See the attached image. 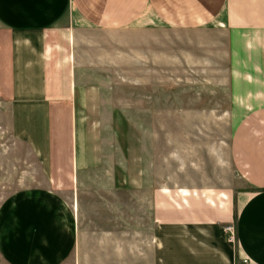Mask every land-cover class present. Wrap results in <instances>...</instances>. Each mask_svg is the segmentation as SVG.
<instances>
[{
  "label": "crops",
  "instance_id": "obj_1",
  "mask_svg": "<svg viewBox=\"0 0 264 264\" xmlns=\"http://www.w3.org/2000/svg\"><path fill=\"white\" fill-rule=\"evenodd\" d=\"M0 107L4 264H264V0H0ZM206 117V161L133 122Z\"/></svg>",
  "mask_w": 264,
  "mask_h": 264
},
{
  "label": "rangeland",
  "instance_id": "obj_2",
  "mask_svg": "<svg viewBox=\"0 0 264 264\" xmlns=\"http://www.w3.org/2000/svg\"><path fill=\"white\" fill-rule=\"evenodd\" d=\"M210 42V40H205L204 44H210ZM191 54L193 56L203 55L202 52H193ZM193 76H195V74H193ZM204 76L205 79H210L211 72L205 71ZM188 78H192L191 75H188ZM204 93L207 95L210 92H206L205 89ZM2 110L3 108L0 107V112ZM208 115L210 114H205V116ZM133 122L139 128H149L155 131L157 149H161L163 147V143H166L167 139L172 142V149L177 150L180 149V143H185L189 146H193L195 144L204 145V161L210 158L208 151H206L207 147H210V145H216L219 140L221 143L222 141L228 140L229 132L234 126V121L224 119H210L208 117L204 119L187 120H136ZM8 123L9 121L1 120L0 118V203L12 190L21 186V183L16 182L19 181V175H27V172L25 173V170H27L26 168H15L11 165L14 162L18 163V160L20 159H27L28 164L30 162L34 163L33 161L35 160L34 155L30 152L24 153V151L21 152L19 150H14V138L8 130ZM198 149L201 151V147H198ZM200 154L201 153H198V159L200 158ZM194 158H197L195 157V154H193V159ZM28 171L29 173H35L33 164H29ZM229 224L235 227L234 222ZM0 264H4L1 258Z\"/></svg>",
  "mask_w": 264,
  "mask_h": 264
},
{
  "label": "built area",
  "instance_id": "obj_3",
  "mask_svg": "<svg viewBox=\"0 0 264 264\" xmlns=\"http://www.w3.org/2000/svg\"><path fill=\"white\" fill-rule=\"evenodd\" d=\"M226 239L231 242L235 243L236 242V229L233 225L227 224L224 227ZM236 264H249V261L247 258H242L239 262Z\"/></svg>",
  "mask_w": 264,
  "mask_h": 264
}]
</instances>
